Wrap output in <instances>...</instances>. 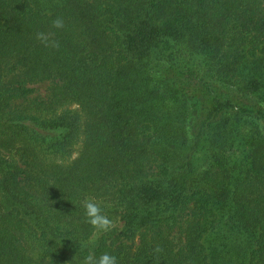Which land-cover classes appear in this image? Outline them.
Here are the masks:
<instances>
[{
  "label": "trees",
  "instance_id": "trees-1",
  "mask_svg": "<svg viewBox=\"0 0 264 264\" xmlns=\"http://www.w3.org/2000/svg\"><path fill=\"white\" fill-rule=\"evenodd\" d=\"M105 253L264 264V0H0V264Z\"/></svg>",
  "mask_w": 264,
  "mask_h": 264
},
{
  "label": "clouds",
  "instance_id": "clouds-1",
  "mask_svg": "<svg viewBox=\"0 0 264 264\" xmlns=\"http://www.w3.org/2000/svg\"><path fill=\"white\" fill-rule=\"evenodd\" d=\"M53 28L60 30L64 28V21L57 17L52 22ZM37 39L43 42L45 45L49 43V35L46 33H38ZM52 46H56L55 41H52ZM85 215L88 218V222L97 230L107 231L111 226V221L103 213V208L101 204L95 201L94 198H88L84 204ZM85 264H118L117 258L115 256L109 255L107 253L95 259L93 256H88L85 259Z\"/></svg>",
  "mask_w": 264,
  "mask_h": 264
},
{
  "label": "rangeland",
  "instance_id": "rangeland-1",
  "mask_svg": "<svg viewBox=\"0 0 264 264\" xmlns=\"http://www.w3.org/2000/svg\"><path fill=\"white\" fill-rule=\"evenodd\" d=\"M35 94L36 95H42L45 96L47 93V89H48V84L47 83H43V84H39V85H35ZM235 150V149H234ZM236 151L232 152V158H234V160H240L242 159V155H244L245 152H237L239 154H235ZM242 154V155H241ZM110 217V221H111V228H115L117 230H121L124 227V221L122 220V214L119 213L118 211H111L109 214ZM101 236V233L98 234V236L96 238H94V242L93 245L96 244V242L99 240Z\"/></svg>",
  "mask_w": 264,
  "mask_h": 264
}]
</instances>
